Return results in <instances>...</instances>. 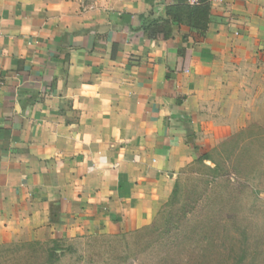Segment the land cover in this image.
Masks as SVG:
<instances>
[{"label":"crops","instance_id":"0c3cea01","mask_svg":"<svg viewBox=\"0 0 264 264\" xmlns=\"http://www.w3.org/2000/svg\"><path fill=\"white\" fill-rule=\"evenodd\" d=\"M175 1L0 0V244L154 219L196 157L201 105L264 38V0H223L204 34L147 39Z\"/></svg>","mask_w":264,"mask_h":264},{"label":"rangeland","instance_id":"374dc122","mask_svg":"<svg viewBox=\"0 0 264 264\" xmlns=\"http://www.w3.org/2000/svg\"><path fill=\"white\" fill-rule=\"evenodd\" d=\"M255 49L201 105L196 157L147 226L59 239L58 257L51 239L1 243L0 264H264V38Z\"/></svg>","mask_w":264,"mask_h":264},{"label":"trees","instance_id":"16d2710c","mask_svg":"<svg viewBox=\"0 0 264 264\" xmlns=\"http://www.w3.org/2000/svg\"><path fill=\"white\" fill-rule=\"evenodd\" d=\"M211 5L209 0H198L196 5L187 4L186 0H176L165 7L164 17L156 18L152 13L144 19L141 30L147 39L154 40L158 36L168 40L173 34V25H184L192 32L202 35L209 24ZM175 196V191L172 192ZM60 241L53 240L50 248L52 256L58 257L62 252Z\"/></svg>","mask_w":264,"mask_h":264},{"label":"built area","instance_id":"2783aa9c","mask_svg":"<svg viewBox=\"0 0 264 264\" xmlns=\"http://www.w3.org/2000/svg\"><path fill=\"white\" fill-rule=\"evenodd\" d=\"M223 0H209L210 4H214V3H220ZM187 4L189 5H196L198 3V0H186ZM2 85V77H1V73H0V86Z\"/></svg>","mask_w":264,"mask_h":264},{"label":"water","instance_id":"95a60500","mask_svg":"<svg viewBox=\"0 0 264 264\" xmlns=\"http://www.w3.org/2000/svg\"><path fill=\"white\" fill-rule=\"evenodd\" d=\"M188 141L192 142L193 141V138L192 137H189Z\"/></svg>","mask_w":264,"mask_h":264}]
</instances>
